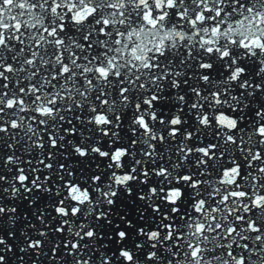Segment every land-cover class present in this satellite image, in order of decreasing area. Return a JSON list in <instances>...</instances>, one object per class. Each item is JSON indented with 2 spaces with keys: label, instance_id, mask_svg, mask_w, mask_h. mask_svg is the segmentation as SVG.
<instances>
[{
  "label": "snow or ice",
  "instance_id": "6c2138e0",
  "mask_svg": "<svg viewBox=\"0 0 264 264\" xmlns=\"http://www.w3.org/2000/svg\"><path fill=\"white\" fill-rule=\"evenodd\" d=\"M0 264H264V0H0Z\"/></svg>",
  "mask_w": 264,
  "mask_h": 264
}]
</instances>
